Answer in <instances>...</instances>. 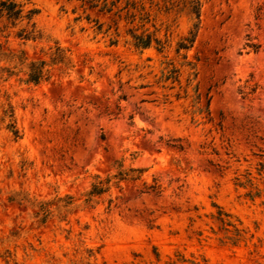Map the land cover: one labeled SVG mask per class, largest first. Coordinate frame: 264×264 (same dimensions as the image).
<instances>
[{"label": "rangeland", "instance_id": "1", "mask_svg": "<svg viewBox=\"0 0 264 264\" xmlns=\"http://www.w3.org/2000/svg\"><path fill=\"white\" fill-rule=\"evenodd\" d=\"M199 1L195 42L179 54L195 22L182 2L169 14L152 7L159 37L171 35L163 53L135 50L123 31L111 46L78 2L29 0L40 41L0 21L4 47L33 58L56 41L74 64L38 86L0 82V264H264V0ZM4 94L18 139L1 120ZM116 161L141 178L85 204ZM25 195L76 201L39 225ZM219 210L240 223L235 245L212 218Z\"/></svg>", "mask_w": 264, "mask_h": 264}, {"label": "trees", "instance_id": "2", "mask_svg": "<svg viewBox=\"0 0 264 264\" xmlns=\"http://www.w3.org/2000/svg\"><path fill=\"white\" fill-rule=\"evenodd\" d=\"M67 2H78L82 13L85 15V20L88 23H94V30L97 33H103L109 37L111 46L118 44V39L121 32L127 38L126 43L130 44L135 50L140 52L155 48L158 53H163L169 48L168 29L164 34V39L159 37L160 29L155 26V16H152V7L156 12L169 14L173 9L178 8L181 0H66ZM29 0H0V21L4 22L5 27L16 28L20 27L17 37L25 41H40L43 38L42 32L37 28L35 17L38 10L29 8ZM162 3V7H159ZM183 3L190 19L194 20L192 29L187 36L181 38L176 44V53L179 54L182 50L188 52L194 42L199 28L201 2L199 0H188ZM148 4V6H146ZM91 13L98 15L110 16V22L113 26V32L110 30L111 25H106V29L102 32L105 23H99L98 20L91 19ZM81 17L76 19L80 20ZM149 25L153 28L150 31ZM47 48H42L38 54L30 58L23 50L13 51L0 44V82L6 83L11 78H16L19 82L38 86L44 82L50 81L55 73L58 76H69L74 69V64L71 54L68 49L63 48L58 42ZM253 50L256 48L252 46ZM171 68L167 71L166 80L171 79L172 82L178 81L179 70L169 64ZM83 79V77H80ZM254 90L251 89V92ZM6 103L2 105L1 120L5 123L6 129L11 132L15 139L20 138L19 130L17 129L14 108L9 101L10 97L4 94ZM118 109V106L116 107ZM106 112L109 106L105 107ZM110 114V113H109ZM173 148L182 150L181 146H172ZM114 173H109L105 177L95 175L93 182L90 184L89 190L83 195L85 204H91L96 197H100L111 191L112 187H119L121 182L128 180H139L144 172L141 169H123L122 161L114 163ZM145 185V184H144ZM146 190L159 192L160 186L154 184L145 187ZM13 201L14 198H9ZM20 204H24L26 208L33 210V218L39 225L46 223L47 219L56 211L61 212L75 203L72 196H54L51 200H39L28 195L18 198ZM216 222L221 225L224 233H231L232 244L235 245L243 238V230L238 228V222L227 213L219 210L216 216H212ZM231 229V230H229ZM182 257L177 259V262H185ZM174 264V263H173ZM191 264H200L199 262H191Z\"/></svg>", "mask_w": 264, "mask_h": 264}]
</instances>
